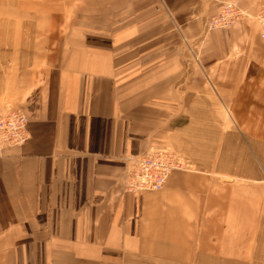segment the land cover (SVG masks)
I'll return each mask as SVG.
<instances>
[{"label": "crops", "instance_id": "0c3cea01", "mask_svg": "<svg viewBox=\"0 0 264 264\" xmlns=\"http://www.w3.org/2000/svg\"><path fill=\"white\" fill-rule=\"evenodd\" d=\"M260 1L46 0L25 40L0 24V116L28 132L0 151V264H240L262 187L198 160L215 133L223 159L264 161ZM224 2L246 16L208 31ZM161 149L196 168L127 192Z\"/></svg>", "mask_w": 264, "mask_h": 264}, {"label": "built area", "instance_id": "2783aa9c", "mask_svg": "<svg viewBox=\"0 0 264 264\" xmlns=\"http://www.w3.org/2000/svg\"><path fill=\"white\" fill-rule=\"evenodd\" d=\"M245 16V12L239 6L232 2H224L218 13L208 20L206 28L208 31L229 28ZM255 22L259 38L264 40V0L260 1ZM27 139V118L22 110L13 109L0 116V151L20 146ZM183 166L181 159L171 150L161 149L147 153L135 160L125 179V189L130 193L159 191L164 188L171 172L186 170Z\"/></svg>", "mask_w": 264, "mask_h": 264}, {"label": "rangeland", "instance_id": "374dc122", "mask_svg": "<svg viewBox=\"0 0 264 264\" xmlns=\"http://www.w3.org/2000/svg\"><path fill=\"white\" fill-rule=\"evenodd\" d=\"M46 0H0V24H5L6 27L14 28L18 23H21V30H18V25L14 28L13 32L10 30L9 37L13 36L17 39L18 37L23 41L26 38L27 30L25 29L26 24L30 22L29 11L34 10L35 8L42 9L45 6ZM54 2L57 0H53ZM41 16H38V24H41ZM15 22V23H14ZM8 24V25H7ZM14 24V25H13ZM2 26V25H0ZM2 28V27H0ZM1 30V29H0ZM4 33L2 30L0 31ZM7 34V31L5 32ZM8 51V47H0V53ZM18 109V108H12ZM9 110V111H10ZM21 110V109H20ZM219 136H216L214 133L213 142H212V151L211 157L208 159L198 160L201 161L199 166L203 169H208L210 171H215L218 173V177L221 179H227L229 177L235 178L236 175H227L224 174V171L232 170L234 167H253V173L240 175V182H250L254 186L262 187L261 195V204L259 211L258 222L254 224L252 238L247 241L244 248L247 251L246 254L240 255V264H264V161L242 158L240 159H223L222 152L224 144L218 142ZM24 144V143H23ZM22 144V145H23ZM209 145V144H208ZM207 145V147H208ZM21 146V145H20ZM19 147V146H14ZM9 148V147H8ZM210 148V147H209ZM245 151H247V144H244ZM5 149V148H4ZM3 150V149H2ZM173 151V150H171ZM232 151V149H229ZM181 162L183 167L186 170L195 169L196 166L194 163L190 162L189 159L185 158V155L178 151H173ZM234 152V151H233ZM245 154V153H244ZM241 155V153H240ZM246 170V169H244ZM252 170V168H251ZM256 179H259L256 181ZM251 234L246 235L249 237Z\"/></svg>", "mask_w": 264, "mask_h": 264}]
</instances>
